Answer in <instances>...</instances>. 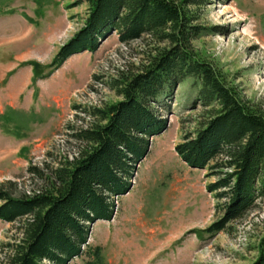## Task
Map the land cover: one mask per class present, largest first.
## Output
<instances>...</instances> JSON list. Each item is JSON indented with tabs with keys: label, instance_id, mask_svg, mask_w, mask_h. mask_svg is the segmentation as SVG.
<instances>
[{
	"label": "rangeland",
	"instance_id": "374dc122",
	"mask_svg": "<svg viewBox=\"0 0 264 264\" xmlns=\"http://www.w3.org/2000/svg\"><path fill=\"white\" fill-rule=\"evenodd\" d=\"M206 3L198 22L210 32L191 46L264 112V0ZM88 9L86 0H0V188L11 189L5 185L11 181L16 195L38 191L45 184L30 167L54 168L79 156L84 145L72 137V128L94 122L87 109L120 102L108 83L121 73H136L159 46L148 36L123 45L114 33L95 53L72 56L34 84L25 63L49 65L84 26ZM198 90L192 78L174 88L163 103L167 129L150 139L131 191L117 200L113 220L90 224V249L70 264L94 261L97 248L101 264L255 262L264 236V199L229 232L213 238L201 233L222 216L207 189L215 177L188 167L175 150L208 115ZM19 225L0 220V245Z\"/></svg>",
	"mask_w": 264,
	"mask_h": 264
},
{
	"label": "trees",
	"instance_id": "16d2710c",
	"mask_svg": "<svg viewBox=\"0 0 264 264\" xmlns=\"http://www.w3.org/2000/svg\"><path fill=\"white\" fill-rule=\"evenodd\" d=\"M86 1L84 26L53 61L25 63L32 67L34 84L72 56L95 53L114 33L123 45L148 36L159 46L136 73H121L108 83L120 102L87 109L94 122L72 128V137L84 145L79 156L54 168L30 167L45 184L38 191L16 195L11 181L5 184L11 189L0 188V220L20 224L0 245V264H70L88 251L90 224L113 220L117 200L129 194L137 165L149 153L150 139L167 129L163 103L187 78L195 80L199 101L209 110L175 150L188 167L215 177L207 189L222 213L201 233L213 238L229 232L264 199V112L191 46L210 32L198 22L207 0ZM99 251L87 264L102 263ZM257 251L253 264H264V236Z\"/></svg>",
	"mask_w": 264,
	"mask_h": 264
}]
</instances>
